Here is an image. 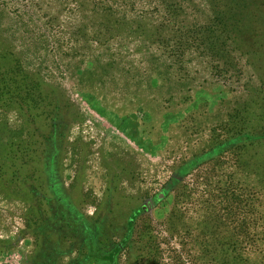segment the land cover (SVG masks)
<instances>
[{"label":"rangeland","instance_id":"obj_1","mask_svg":"<svg viewBox=\"0 0 264 264\" xmlns=\"http://www.w3.org/2000/svg\"><path fill=\"white\" fill-rule=\"evenodd\" d=\"M259 1L254 38L236 40L210 0H0V39L40 92L0 102V264L43 263L46 236L54 264L83 256L69 215L57 231L54 185L115 240L143 206L153 264H264V182L237 151L206 154L264 106Z\"/></svg>","mask_w":264,"mask_h":264},{"label":"trees","instance_id":"obj_2","mask_svg":"<svg viewBox=\"0 0 264 264\" xmlns=\"http://www.w3.org/2000/svg\"><path fill=\"white\" fill-rule=\"evenodd\" d=\"M210 1L220 24L228 33H232L236 40L254 38L252 33L256 32V12L261 5L259 0ZM39 95L38 83L25 70L18 56L6 47L5 42L0 39V102L14 101L27 107L32 102H36ZM250 108L246 107L243 113L236 118L238 122L235 121L230 136L226 140L215 143L206 154L211 160H215L228 150L237 151L240 163L249 170L255 171L261 181L264 182V106L259 108L258 120L251 118L253 113L250 112ZM56 120L53 122L54 134H57L58 131ZM1 148L2 144L0 143ZM55 153L53 152L47 158L48 175L52 179L58 171L57 154ZM201 157H198V163L205 156ZM51 190L57 204L59 203L58 206L64 210L60 211L57 208L52 217H61L56 221V225L65 224L64 228L61 227L60 230L56 228L57 231L62 235L70 232L66 230V219H64V216L68 218L69 215L70 225L74 229L73 232H76L81 250L83 249L82 258L76 257L73 264H86L89 261L96 264H153L154 255H156L154 249L156 240L153 239L151 231L147 235L139 234L137 226L139 218L146 211L143 206L129 212L125 221V229L122 231L120 239L115 240L112 234L114 232L107 226L108 219L106 217L101 220L97 218L98 221L90 220L85 214L77 210V207L68 198H63L65 193L62 188L54 185ZM145 235L148 236L145 244L148 248L146 256L145 250L142 254L140 252L142 250L141 237L144 238ZM124 255L126 260L123 262ZM45 257L48 258L47 253Z\"/></svg>","mask_w":264,"mask_h":264},{"label":"flooded vegetation","instance_id":"obj_3","mask_svg":"<svg viewBox=\"0 0 264 264\" xmlns=\"http://www.w3.org/2000/svg\"><path fill=\"white\" fill-rule=\"evenodd\" d=\"M60 187V185H58ZM53 236H46V244H48V248L44 249V251L42 250V253L41 254V257H42V261L45 260L43 263L42 262H39L38 264H54L55 262L58 263L59 260L61 259L62 257V254H63V247H62V241H58L57 239H53L52 238ZM61 243L58 247L55 246L54 244L55 243ZM67 249V247H66ZM67 251V250H66ZM48 254V258L45 257V254Z\"/></svg>","mask_w":264,"mask_h":264},{"label":"water","instance_id":"obj_4","mask_svg":"<svg viewBox=\"0 0 264 264\" xmlns=\"http://www.w3.org/2000/svg\"><path fill=\"white\" fill-rule=\"evenodd\" d=\"M164 194H162L161 196L163 197Z\"/></svg>","mask_w":264,"mask_h":264}]
</instances>
